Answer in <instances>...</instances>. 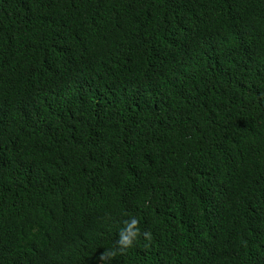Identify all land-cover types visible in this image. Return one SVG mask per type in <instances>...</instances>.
<instances>
[{"label": "trees", "instance_id": "obj_1", "mask_svg": "<svg viewBox=\"0 0 264 264\" xmlns=\"http://www.w3.org/2000/svg\"><path fill=\"white\" fill-rule=\"evenodd\" d=\"M0 264H264V0H0Z\"/></svg>", "mask_w": 264, "mask_h": 264}, {"label": "clouds", "instance_id": "obj_2", "mask_svg": "<svg viewBox=\"0 0 264 264\" xmlns=\"http://www.w3.org/2000/svg\"><path fill=\"white\" fill-rule=\"evenodd\" d=\"M126 232L127 229H122L118 240V246L120 248L121 253H123L124 250L132 247L136 237L139 235L138 229L131 232V234H125ZM144 236L146 239L151 238L150 233H144ZM114 255H115L114 252L113 253L105 252L101 254L100 259L104 260L106 257L114 256Z\"/></svg>", "mask_w": 264, "mask_h": 264}]
</instances>
